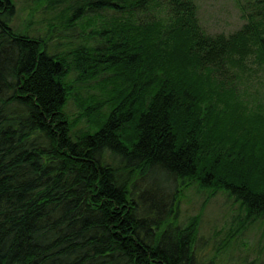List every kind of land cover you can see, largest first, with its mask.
<instances>
[{"label":"trees","instance_id":"trees-1","mask_svg":"<svg viewBox=\"0 0 264 264\" xmlns=\"http://www.w3.org/2000/svg\"><path fill=\"white\" fill-rule=\"evenodd\" d=\"M252 6L227 35L196 0H36L22 23L0 0V264H213L182 220L195 183L240 229L264 217Z\"/></svg>","mask_w":264,"mask_h":264},{"label":"rangeland","instance_id":"rangeland-1","mask_svg":"<svg viewBox=\"0 0 264 264\" xmlns=\"http://www.w3.org/2000/svg\"><path fill=\"white\" fill-rule=\"evenodd\" d=\"M198 15L205 30L210 34H231L246 23L243 9L250 13L257 0H196ZM16 23H22L33 10L36 0H15ZM93 93V92H92ZM94 93H97L96 91ZM86 95V94H84ZM69 111L73 117L82 111L74 101ZM74 103V104H73ZM84 125V122L80 126ZM182 220L201 213L199 247L203 260L213 264H264V217L239 228V204L219 191L209 201L208 189L197 183L184 191Z\"/></svg>","mask_w":264,"mask_h":264}]
</instances>
